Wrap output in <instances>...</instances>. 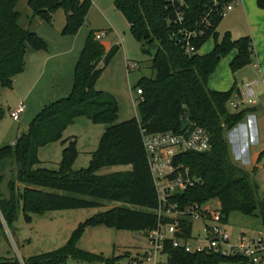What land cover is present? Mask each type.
Returning a JSON list of instances; mask_svg holds the SVG:
<instances>
[{
    "label": "trees",
    "instance_id": "trees-1",
    "mask_svg": "<svg viewBox=\"0 0 264 264\" xmlns=\"http://www.w3.org/2000/svg\"><path fill=\"white\" fill-rule=\"evenodd\" d=\"M19 1L0 0V90L12 87L14 77L25 70L30 49L48 47L36 32L20 26ZM257 3L264 8V0ZM29 5L34 15L50 23L55 12L63 9L67 18L62 34H75L86 21L92 0H29ZM115 6L129 21L131 32L142 44L143 51L152 55V68L156 72L154 77H142L134 87L143 90L138 99L140 117L118 122L117 97L96 88L120 46L113 45L107 51L91 32L76 64L69 94L46 105L28 132L20 135L14 144L0 148V165L11 162L18 166L16 176L7 181L9 193H0V210L10 222L21 204L28 219L31 214L48 210L102 207L105 202L121 204L87 219L60 251L46 259H31L30 264L62 263L69 258L104 264L138 263L125 261V256L106 257L84 251L76 246V241L88 226L106 225L144 232L157 227L158 195L143 145L142 126L150 132H182L184 123L190 120L206 128L212 137L209 151H188L176 157L181 170L188 169L199 182L178 193L175 199L182 205L218 199L226 220L231 212L239 211L259 217L264 227V195L260 194L254 176L256 170L249 172L233 161L226 138V133L242 121L250 108L230 112L228 103L238 89L215 91L208 86L221 58L231 51H238L230 64L234 73L252 63L251 37L234 39L226 32L219 40V33L215 32L212 51L188 55L172 38L167 22L171 14L168 0H115ZM209 36L196 43L198 49ZM3 115L0 107V119ZM79 116L107 124L99 147L92 153L90 166L82 170L73 168L79 154L75 140L65 147L58 168L43 166L38 150L52 142H66L64 131ZM263 155L264 152L261 159ZM114 165H131L132 169L105 175L97 173L104 166ZM4 180L0 174V185ZM184 226V235L189 236L192 221H186ZM165 253L167 264L241 263L244 260L212 253L191 254L171 242H167Z\"/></svg>",
    "mask_w": 264,
    "mask_h": 264
},
{
    "label": "rangeland",
    "instance_id": "rangeland-1",
    "mask_svg": "<svg viewBox=\"0 0 264 264\" xmlns=\"http://www.w3.org/2000/svg\"><path fill=\"white\" fill-rule=\"evenodd\" d=\"M17 9L20 12V26L36 32L47 42L48 47L43 50L42 55L54 54L55 56L50 64L43 66L41 71L33 72L31 70L30 73L29 70L26 73L18 74L13 80L12 87H4L0 90V107L4 110V115L0 119V148L11 145L20 135L28 132L31 123L40 111L46 105L64 96L63 92L74 78L76 64L91 32H94L95 35L105 32L106 35L100 40L101 42L111 46H120V50L97 81L96 88L117 97L120 103L118 122L140 117L137 99L139 96L134 87L142 77H154L156 72L152 68V55L143 51L142 44L131 32L129 21L115 6V0H92L86 21L75 34H62L67 18L63 9L55 12L51 23L34 15L29 0H20ZM231 13L224 17L221 23L228 22ZM233 22L237 27L233 34L235 39L248 36L244 23H241L239 19H233ZM223 26L219 27V40L225 34ZM252 42L254 46L253 39ZM215 43V35L209 36L201 48V53L212 51ZM233 51L223 56V59L221 58L222 70L219 71V75L217 74L221 80L217 81L215 76L213 82L215 80V86H222L218 88H225L226 85L223 86L225 73L232 75V86L237 88L242 87L243 81L258 80L253 85L257 94V102L248 105L256 107V110L246 114L241 123L233 130L238 136V144L241 149L243 144L241 139H247L244 143L248 146L247 156H238L234 151L232 132H228L226 138L232 147L233 160L249 172L256 170L254 176L260 186V194L264 195V164L262 166L258 164L263 161L264 155L262 159H258V162L255 160L257 154L264 152V77L254 67L255 59L239 71L235 73L231 71L230 63L238 52L236 49ZM52 62L59 64L56 70H53V66L51 67ZM128 63L134 67L129 69ZM209 87L213 88L211 84ZM236 98L234 99L236 100ZM21 104H24L25 111L22 113L21 119L15 121L11 112ZM228 110L235 112L229 104ZM106 127L107 124L94 122L86 116L77 117L64 131L63 139H66V142L59 140L38 150V157L42 161V165L51 169L58 168V164L63 159L65 147L71 140H75L79 154L73 168L75 170L88 168L91 164L92 153L99 147ZM240 153L242 154V151ZM2 168L4 169L0 171V174L4 175L5 180L0 185V193L8 194L7 181L16 176L18 166L9 162ZM131 169V165L104 166L98 169L97 173L105 175ZM120 204L105 202L102 207L48 210L42 214H31L30 219L26 217L21 204L17 207L16 214L10 222L6 221L0 210V262L30 264V261L35 258L46 259L56 254L70 241L80 224ZM219 204L218 199H212L206 203L207 206H219ZM200 225L201 221L195 222V234H197ZM228 229L233 239L241 233H247L249 236H264L261 219L239 211L230 213ZM76 246L84 251L106 257L125 256V261L135 260L139 262L138 264H153L146 259L143 260L145 252L149 249L148 237L144 231L117 229L114 226L106 225L88 226L76 241ZM161 259L163 263L159 264H166V256H162ZM50 264L104 263H91L69 258L62 263ZM221 264L240 263L223 262Z\"/></svg>",
    "mask_w": 264,
    "mask_h": 264
},
{
    "label": "built area",
    "instance_id": "built-area-1",
    "mask_svg": "<svg viewBox=\"0 0 264 264\" xmlns=\"http://www.w3.org/2000/svg\"><path fill=\"white\" fill-rule=\"evenodd\" d=\"M239 1L168 0L171 14L167 22L172 38L188 55L199 53L196 43L208 34L214 35L217 22L226 17ZM105 35L102 32L95 36L101 40ZM129 66L134 67L131 64ZM253 85V82L245 83L241 95L236 100L229 101L228 104L234 111H240L242 105L257 102ZM137 94L139 99L143 90L138 88ZM24 111V104L13 110V120L19 121ZM141 135L157 190L156 213L159 218L157 227L146 231L149 249L143 260L159 264L163 263L161 257L166 256L167 264L165 248L167 242H171L174 247L191 254L212 253L225 257H241L244 258L242 262L247 264H264L263 235L249 236L241 233L233 239L220 204L207 206V201L182 205L175 199L178 193L199 182L198 178L190 175L188 169L181 170V166L176 164V157L188 151H209L212 147L209 131L203 126L191 123L182 132H150L142 126ZM188 220L192 221V229L190 235L186 236L184 223ZM196 221H201L197 234L194 233Z\"/></svg>",
    "mask_w": 264,
    "mask_h": 264
},
{
    "label": "crops",
    "instance_id": "crops-1",
    "mask_svg": "<svg viewBox=\"0 0 264 264\" xmlns=\"http://www.w3.org/2000/svg\"><path fill=\"white\" fill-rule=\"evenodd\" d=\"M256 4L258 5L257 0H240L239 2H237L235 4L234 9L232 10L234 12L233 13H231L232 11L230 12L231 18L226 23L220 22L219 26L216 29V32L219 33V27L224 25L223 28L225 30V33L230 32L233 36L235 31L237 30V27H236L235 23L233 22V19H236V20L239 19L241 21V23H244L245 29H247L246 32L248 33V36L250 35V37H252L251 39L254 40V46H253V51H254L253 60L255 59L254 67L257 68L259 74L264 77V9L257 7ZM54 16H55V14H54ZM102 43L104 44L107 51L112 47L109 44L107 45L104 42H102ZM199 53L203 54V53H201V49H200ZM207 53H209V52H207ZM42 54H43V50L30 49L26 54V67L22 73H26L29 70H30V73H31V70H33V72L41 71V69H43V66L45 67L46 65L50 64L51 60L55 56L54 54H50L47 56H43ZM204 54H206V53H204ZM231 60H232V58H231ZM230 61H229V63H230ZM129 64L130 63H128V67H129V69H131ZM52 66H53V70H56L59 67V64L52 62L51 67ZM137 66H138V64H137ZM221 67H222V61H220L215 72L210 76L209 81H208V86H209V84H211L213 86V88H210V87L209 88L212 90L229 91L233 88V86H232V81H233L232 75H230L228 73L224 74L225 75L224 76L225 81H224L223 86L226 85L225 88H218V87H222V86H215V83H216L215 80L213 82V78H215V76L217 77L219 75V71L222 70ZM22 73H20V74H22ZM229 75H230V78H229ZM216 80L220 81L221 78L217 77ZM257 81L258 80L248 81V82L256 83ZM72 82H73V80L69 83L68 86H66V89L63 92L64 96H61V97H65L69 94V91L71 90V87H72ZM245 83H247V82L243 81L242 86ZM237 89H238V91L236 93H234L232 99H234L236 97L238 98L241 95L242 87H239ZM246 108H250V110L246 114L256 110V107H249L248 105H242L241 106V110L246 109ZM246 114H245V116H246ZM126 120H128V119H126ZM238 125H236V126H238ZM243 126H244L243 128H245V125H243ZM235 127L228 131L230 133L232 132L231 137H232V141L234 142V151L236 152V154L238 156H240V155L247 156L246 154L248 153V151H247L248 146H246V144H244L245 141H247V139L246 140H244L243 138L241 139V141L243 143L242 149H241L240 144H238V138H237L238 136L233 131L235 129ZM15 141L12 142V144H14ZM240 151H242V154L240 153ZM230 153H232V147L231 146H230ZM262 153H263V151L261 152V154H257L255 156V160H257V162H258V159L261 157ZM231 157H232V155H231ZM232 159H233V157H232ZM258 164H259V166H262L264 164V159L261 163H258ZM3 165L6 166V164H2V165H0V168H2ZM237 165H239V164H237ZM239 166H241V165H239Z\"/></svg>",
    "mask_w": 264,
    "mask_h": 264
},
{
    "label": "water",
    "instance_id": "water-1",
    "mask_svg": "<svg viewBox=\"0 0 264 264\" xmlns=\"http://www.w3.org/2000/svg\"><path fill=\"white\" fill-rule=\"evenodd\" d=\"M190 124H191V121H190V120L186 121V122L184 123L183 127H182V130H183V131L186 130ZM240 264H247V263H245V262H241Z\"/></svg>",
    "mask_w": 264,
    "mask_h": 264
}]
</instances>
